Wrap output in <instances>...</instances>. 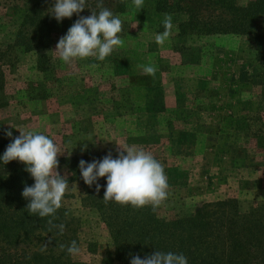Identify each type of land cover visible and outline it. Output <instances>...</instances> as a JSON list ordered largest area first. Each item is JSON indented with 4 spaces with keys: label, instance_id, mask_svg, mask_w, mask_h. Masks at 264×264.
<instances>
[{
    "label": "rangeland",
    "instance_id": "obj_1",
    "mask_svg": "<svg viewBox=\"0 0 264 264\" xmlns=\"http://www.w3.org/2000/svg\"><path fill=\"white\" fill-rule=\"evenodd\" d=\"M121 1L115 13L116 0L104 3L122 21L123 46L103 61L65 64L54 52L66 33L53 30L50 42L38 46L25 30L37 15L54 20V0H0V143L33 131L58 146L57 171L69 183L59 209L71 230L67 238L80 249L60 258L64 264H121L116 247L130 255L118 230L114 238L106 225L121 209L103 201L106 177L97 181V192L95 184H84L78 166L109 153L115 159L127 146L150 152L164 166L169 195L155 210L161 220L229 199L241 213L264 212V56H255L243 35L179 34L185 15H172L169 40L157 45L163 14L152 0H144L141 11L132 0ZM248 1L235 0L238 6ZM149 64L158 66L155 78L143 71ZM36 233L26 234L17 253L36 252L42 243Z\"/></svg>",
    "mask_w": 264,
    "mask_h": 264
},
{
    "label": "trees",
    "instance_id": "obj_2",
    "mask_svg": "<svg viewBox=\"0 0 264 264\" xmlns=\"http://www.w3.org/2000/svg\"><path fill=\"white\" fill-rule=\"evenodd\" d=\"M121 2L116 0L114 13L119 12ZM152 4L158 14L186 16L177 26L181 35H243L253 46L255 56H264V0H249L245 6H238L235 0H152ZM92 9L99 11L96 1L87 3L85 16L90 15ZM38 16L30 18L25 30L32 31L36 45L42 46L50 42L49 32L67 33L82 15L73 14L60 22ZM42 31L45 33H40ZM9 143H0V157ZM66 162L76 166L71 159ZM33 184L24 164L0 162V264H24L25 260L64 264L59 259L66 260L69 245L64 242L73 239L67 238L71 230L64 221L65 213L58 209L51 216L31 214L27 209L30 201L22 192L25 186ZM89 196L90 203L96 204L95 194ZM238 208L235 200L216 201L196 207L188 216L161 220L150 206L138 210L121 206L120 212L111 211L114 216L106 225L114 238L118 230L119 241L129 247L128 257L116 247V258L121 264H130L133 256L143 258L155 250L183 253L188 264H264V212L254 208L241 213ZM34 230H37L39 243L42 241L36 252L27 256L17 253L26 234ZM55 250L62 253L54 255Z\"/></svg>",
    "mask_w": 264,
    "mask_h": 264
},
{
    "label": "clouds",
    "instance_id": "obj_3",
    "mask_svg": "<svg viewBox=\"0 0 264 264\" xmlns=\"http://www.w3.org/2000/svg\"><path fill=\"white\" fill-rule=\"evenodd\" d=\"M136 10L141 11L144 0H132ZM87 0H54L51 15L60 22L79 14L86 9ZM96 9H92L87 17L80 16L56 44L55 52L65 64L74 60L96 57L99 61L111 55L114 48L121 47L124 41L118 35L122 32V21L114 15L110 8L104 6V0H96ZM163 32L155 35L157 45L163 46L169 40L174 27L171 14H163ZM97 64L89 67L96 68ZM145 74L155 78L158 66L149 64L142 66ZM13 128V127H11ZM19 131V130H18ZM20 135L8 144L0 162L7 164L18 161L25 165V171L34 180L32 186H25L22 196L29 200L27 209L31 214L40 217L54 215L61 207L62 198L69 189L68 179L57 171L60 150L48 136L33 132L19 131ZM5 136L11 138L12 132ZM114 159L111 153L101 160L92 162L79 161L80 175L85 185H96L97 181L106 177V188L103 201L115 202L121 206L142 209L150 206L153 211L168 198L169 183L164 166L150 152L137 149L135 146L120 148ZM67 252L77 255L80 252L76 242L67 247ZM130 264H188L183 253L163 252L155 250L141 258L133 256Z\"/></svg>",
    "mask_w": 264,
    "mask_h": 264
}]
</instances>
